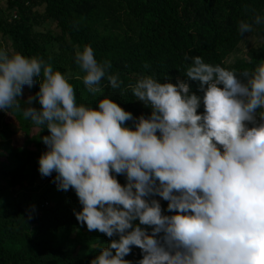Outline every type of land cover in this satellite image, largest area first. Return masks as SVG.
I'll use <instances>...</instances> for the list:
<instances>
[{
	"label": "clouds",
	"instance_id": "clouds-1",
	"mask_svg": "<svg viewBox=\"0 0 264 264\" xmlns=\"http://www.w3.org/2000/svg\"><path fill=\"white\" fill-rule=\"evenodd\" d=\"M252 31L239 21V35ZM184 59L191 61L185 76L202 95L152 76L122 88L91 46L75 53L89 93L102 94L106 79L151 110L134 117L109 98L96 108L78 105L69 78L51 63L0 49V111H21L23 87L39 84L26 104L40 108L22 110L49 133L38 171L55 173L58 190H74L77 221L111 240L90 264H132L124 259L132 246L142 252L137 264H264V62L238 76L201 56ZM157 196L175 214L165 215Z\"/></svg>",
	"mask_w": 264,
	"mask_h": 264
},
{
	"label": "trees",
	"instance_id": "trees-1",
	"mask_svg": "<svg viewBox=\"0 0 264 264\" xmlns=\"http://www.w3.org/2000/svg\"><path fill=\"white\" fill-rule=\"evenodd\" d=\"M1 1L0 49L9 56L20 53L51 63L69 78L78 105L96 108L100 100L109 98L134 117H148L151 112L130 90L122 94L108 86L106 79L102 94L87 91L82 79H77L83 74L74 60L86 45L92 47L98 62H111L110 72L119 75L122 88L141 76H152L162 83L186 82L191 92L202 95L199 83L185 76L191 63L185 61V54L201 56L205 63L238 76L264 62V23H253L254 15L264 17V0ZM241 20L253 24L251 33L239 35ZM49 24L53 28L44 29ZM250 35L261 42L226 64ZM22 91L21 111H0V264H90L111 240L81 226L74 214L82 210L78 197L72 189H57L52 182L55 173L47 177L46 185L33 182L37 179L32 170L39 167V157L47 150L41 137L49 133L22 114L25 107L40 108L38 101L26 104L39 91V84L24 86ZM202 112L201 105L198 114ZM126 126L132 127V121ZM116 178L121 185L126 183L123 175ZM153 198L159 200L165 215L175 214L167 212V201ZM142 258L141 250L132 246L124 259L137 264Z\"/></svg>",
	"mask_w": 264,
	"mask_h": 264
},
{
	"label": "rangeland",
	"instance_id": "rangeland-1",
	"mask_svg": "<svg viewBox=\"0 0 264 264\" xmlns=\"http://www.w3.org/2000/svg\"><path fill=\"white\" fill-rule=\"evenodd\" d=\"M0 7H3V3H2V1L0 0ZM53 28V25H51V24H49V25H47V27L46 28H44V29H52ZM261 42V40L260 39H255V37L253 36V35H250V36H247L245 39H244V41H243V43H240V45L238 46V50H237V52L235 53V54H232L231 56H229L227 59H226V64H230L234 59H236V58H239L246 50H247V48L248 47H252V46H256L257 44H259ZM14 140H12V142H13ZM21 141H23V143H24V138L23 137H19V142H21ZM30 149L32 148L31 147V145L29 144V146H28ZM38 169H39V167H37L36 169H33L32 171H33V173H35L36 172V174H35V179H37L36 181H33L34 183L35 182H39V180H40V182L43 184H47L50 180L47 178V177H42L41 175H40V173H39V171H38ZM45 178L47 179V180H45ZM36 184V183H35Z\"/></svg>",
	"mask_w": 264,
	"mask_h": 264
},
{
	"label": "built area",
	"instance_id": "built-area-1",
	"mask_svg": "<svg viewBox=\"0 0 264 264\" xmlns=\"http://www.w3.org/2000/svg\"><path fill=\"white\" fill-rule=\"evenodd\" d=\"M203 113V112H202ZM200 114V113H199Z\"/></svg>",
	"mask_w": 264,
	"mask_h": 264
}]
</instances>
